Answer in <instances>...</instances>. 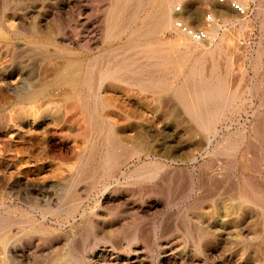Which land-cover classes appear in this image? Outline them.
I'll use <instances>...</instances> for the list:
<instances>
[{"label":"rangeland","instance_id":"rangeland-1","mask_svg":"<svg viewBox=\"0 0 264 264\" xmlns=\"http://www.w3.org/2000/svg\"><path fill=\"white\" fill-rule=\"evenodd\" d=\"M244 1L245 15L217 0L174 2L173 20L205 29L209 38L200 51L187 56L183 48L172 50L171 44L183 36L174 22L159 34L161 44L156 53L163 61L166 86L160 122L150 112L143 131L147 150L126 168L130 174L143 165L139 171L148 172V176H135L129 186L114 187L112 195L118 200L113 203L85 200L92 176L80 181L75 158L66 163L48 159L49 193L59 200L52 208L60 205L66 211L76 201L85 212L81 209L68 219L49 213L46 229L16 225L24 219H41V213L31 212L22 200L14 198L15 169L8 170L4 162L19 147L20 134L13 106L0 105V216L13 223L0 226V264H264V0ZM154 2L0 0V32L11 44L3 47L2 65L15 72L12 83L16 85L19 70L39 57L33 55L36 49L37 53L47 50L41 45L16 46L35 37L49 39L52 53L56 39L75 42L60 48L63 53L55 52L59 59L88 51L93 55L123 51L125 44L128 49L123 52H139L131 41L138 42L140 48L151 42V36L142 37L137 29L153 28ZM208 15L212 21L207 20ZM213 29L216 35L210 37ZM130 35L135 36L131 39ZM95 90L65 101L73 109L70 106L72 112L61 119L58 129L67 124L69 134L75 136L92 126L85 120L90 119L86 113ZM202 91L213 95H193ZM2 97L0 93V100ZM194 100H204L198 109L202 112L194 110ZM6 141L10 146L5 148ZM7 170L9 174H5ZM73 177L77 183L70 203L72 193L67 190ZM96 194H101L98 188ZM97 222L111 225L97 226Z\"/></svg>","mask_w":264,"mask_h":264},{"label":"bare ground","instance_id":"bare-ground-1","mask_svg":"<svg viewBox=\"0 0 264 264\" xmlns=\"http://www.w3.org/2000/svg\"><path fill=\"white\" fill-rule=\"evenodd\" d=\"M175 1L155 0V20L153 22V28L148 29V27L144 26L141 30L137 29L138 35H149L152 37V40L150 43L145 42L144 47L141 48L139 45L137 46L139 44L138 42L131 41L132 46L140 49L139 52H137L138 50L136 51L137 53L123 52L125 49H128V46L125 44L124 46L127 48L123 46L125 48H123V51L120 48L119 51H117L118 49H114L115 51L94 55L88 51L86 54L83 53L84 55L78 54L75 56L74 54V57L68 52L71 54L70 57L67 56L66 58L59 59L55 55L56 51L60 50L63 53L64 49L61 50L60 48L71 47L76 43L67 38L56 39L53 41V45L56 47L54 53L49 52V39H35V37L30 41L27 39L22 40L23 42H18V44L16 43L18 47H26L33 44L38 47L41 45L47 48V50L38 53L36 49L34 54L32 52L34 49H31L32 47L30 48V52L33 55L39 54V57L36 60L34 59V61L31 58L34 63H31L30 60V65H25L19 70V77H16L18 79V82H15L16 85L12 83V76L15 72L11 71L8 66L2 65L5 55V48L3 47H9L11 44L8 43V38L0 32V93L3 94L0 105L13 106L14 124L17 125L20 134L18 141L19 147L9 156L11 162L12 160L13 162L9 163L8 161L10 159L2 162L8 167V170L15 169L16 194L14 198L22 200L31 212L37 211L39 214L41 213V219H24L23 221L15 222L16 225H27L46 229L49 213H54L57 216L68 219L69 216H74L75 213L83 209L81 202H72L71 200L74 197L73 191L75 190L74 187L76 185L75 183H77V177L82 176V179L80 178V181H82L84 180L83 176H92L91 183L90 181V184L88 183L90 187L89 189L87 187L88 190H86L85 200L91 199L97 202H106L107 204L118 200L116 195H112L115 192L112 190L114 187L130 184L135 176L138 178L148 176V172L139 171L143 169V165H140L139 169L137 168L130 174L126 173V170L131 161L134 159L140 160L143 152L147 150L144 140L145 133L143 131L150 122V112L153 113L152 116L154 115L158 119L160 116L163 88L165 85H163L162 79L163 61L160 60L159 54L156 51L161 44L159 34L163 30L166 31L165 29L173 26L172 7ZM241 1L239 0L245 6L246 2ZM136 25L134 26L136 27ZM215 29L211 30L210 37L216 35ZM179 32L184 37L180 36L174 43L171 42L172 50L177 52L176 50L183 48L187 56L200 51V46H202L205 39L196 40L188 34ZM106 35L110 37V35ZM143 35L142 37H144ZM134 36L132 35L131 39ZM207 38H209V35H207ZM97 43L95 41L94 45ZM168 45L170 44L168 43ZM25 50L29 52V49ZM191 84L194 86L193 83ZM93 88L96 89V92L92 103H90V109L87 112H90V114L86 113V117L91 115L90 119L87 117V120L90 121L85 120L89 124L92 123V126H86L83 129L80 126L82 130L79 135L75 136L69 134L71 130L67 124L62 126L61 129H58L57 127L60 125L61 119L73 109L71 103L70 106L72 109L70 110L69 104H66L65 101L72 98L75 94L81 95L83 92L93 91ZM193 95L196 97H206L213 95V92L202 91ZM89 100L91 99L89 98ZM76 102L79 103L80 100L77 98ZM202 102L204 100H194V110L201 109ZM200 111L202 112V110ZM200 111L198 110V112ZM75 125L77 126V124ZM80 128L78 129L80 130ZM60 131L64 134H60ZM4 144H6L4 146L6 148L9 142L6 141ZM10 144L12 145V143ZM37 147H40L41 150L36 153ZM74 158L77 160L75 165L78 166L77 177L71 178L69 188L67 187L68 194L70 192L72 193L69 197L70 203L72 202L73 204L71 203L66 211L60 208V205L57 209H53L52 206L59 203V200L49 193L47 173L50 171L47 160L52 159L60 163H66ZM146 163L148 164L149 162ZM4 164L2 165L4 166ZM8 170L5 174H9ZM122 179H124V182H122ZM97 188L101 194H96ZM111 191L112 193H110ZM83 211L85 212V209ZM8 223L13 224L7 218L0 216V226H6ZM63 223H59L60 227L64 225ZM95 224L97 226L111 225L100 222ZM118 226L120 225L118 224Z\"/></svg>","mask_w":264,"mask_h":264},{"label":"built area","instance_id":"built-area-1","mask_svg":"<svg viewBox=\"0 0 264 264\" xmlns=\"http://www.w3.org/2000/svg\"><path fill=\"white\" fill-rule=\"evenodd\" d=\"M219 3H228L231 9L237 13L238 15H245L247 13V8L241 4L239 1H231V0H217ZM180 8H178L179 10ZM208 21H212V16H207ZM174 28L178 31H181L189 36L193 37L196 40H203L207 37V32L205 29H193L188 24L185 23L184 20H175L174 21Z\"/></svg>","mask_w":264,"mask_h":264}]
</instances>
